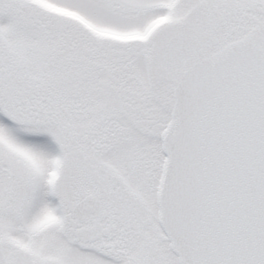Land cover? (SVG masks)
Masks as SVG:
<instances>
[{
	"label": "snow or ice",
	"instance_id": "snow-or-ice-1",
	"mask_svg": "<svg viewBox=\"0 0 264 264\" xmlns=\"http://www.w3.org/2000/svg\"><path fill=\"white\" fill-rule=\"evenodd\" d=\"M0 264H264V0H0Z\"/></svg>",
	"mask_w": 264,
	"mask_h": 264
}]
</instances>
